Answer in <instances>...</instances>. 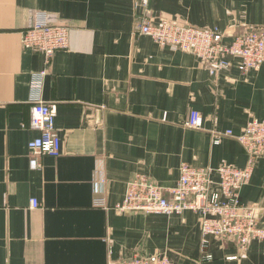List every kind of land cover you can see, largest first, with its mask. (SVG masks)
Instances as JSON below:
<instances>
[{
	"label": "crops",
	"instance_id": "0c3cea01",
	"mask_svg": "<svg viewBox=\"0 0 264 264\" xmlns=\"http://www.w3.org/2000/svg\"><path fill=\"white\" fill-rule=\"evenodd\" d=\"M136 3L0 0V264H119L135 254L167 255L175 264H264V240L241 248L232 238L209 236L202 249L192 211L115 207L136 175L170 188L182 163L244 167L243 148L223 133L264 121V65L241 73L233 61L211 75L193 53L139 34L137 20L216 28L229 40L264 28V0H149L145 9ZM39 11L69 28L68 48L48 63L21 44ZM33 96L55 104L62 140L60 156H36L38 168L27 147L37 136L28 127ZM192 110L200 112L201 128L185 125ZM95 196L104 207L93 204ZM32 198L40 206L31 208ZM239 198L255 206L264 228V157Z\"/></svg>",
	"mask_w": 264,
	"mask_h": 264
},
{
	"label": "built area",
	"instance_id": "2783aa9c",
	"mask_svg": "<svg viewBox=\"0 0 264 264\" xmlns=\"http://www.w3.org/2000/svg\"><path fill=\"white\" fill-rule=\"evenodd\" d=\"M149 0H137L135 8L145 9ZM139 34L149 36L154 42L178 50L193 53L206 64L209 74L215 75L228 68L234 61L241 73L256 70L264 65V28L245 29L234 33L229 40L216 28H199L169 20L151 22L141 16L136 22ZM24 48L44 55L48 63L53 54L69 46V28L48 21L44 12H36L31 23L21 32ZM45 72L42 71L40 76ZM56 106L31 98L28 127L37 136L27 144L32 152L29 164L40 166L37 155L56 158L61 155L62 140L55 127ZM203 118L192 110L185 122L189 128H201ZM224 135L233 137L247 155V163L238 168L223 164L218 167L192 166L182 163L176 184L166 188L136 175L127 184L124 196L115 207L121 212L179 214L185 210L199 218L202 249L209 236H226L245 248L252 240H264V228L257 223L255 206H249L239 198L240 189L248 182L257 158L264 157V121L249 120L239 133L227 129ZM218 143V138L213 140ZM216 174V181L212 175ZM95 206H105L100 196L93 198ZM40 206L36 198L31 208ZM207 259L211 256L207 255ZM119 264H175L167 255H133Z\"/></svg>",
	"mask_w": 264,
	"mask_h": 264
}]
</instances>
